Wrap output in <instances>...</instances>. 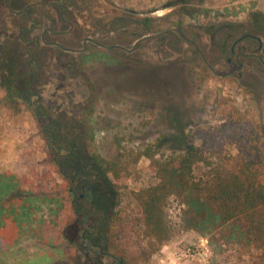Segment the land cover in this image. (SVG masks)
<instances>
[{
  "label": "rangeland",
  "instance_id": "rangeland-1",
  "mask_svg": "<svg viewBox=\"0 0 264 264\" xmlns=\"http://www.w3.org/2000/svg\"><path fill=\"white\" fill-rule=\"evenodd\" d=\"M18 1L37 5L23 19L10 16L0 0L1 173L34 167L55 192L63 179L52 159L62 150L57 164L96 187L89 197L94 207L132 218L137 208L128 204L129 193L155 185L152 160L181 153L191 131L208 130L231 154L264 138V0ZM25 20L38 24L31 34L20 32L30 27ZM246 34L260 47L252 39L237 44L242 67L230 76L237 68L226 63L230 48ZM32 37L37 43L30 53L38 59L29 67L25 50ZM182 210L168 193L169 233L146 264H161L204 240L206 261L186 264L212 263L207 238L182 227ZM25 234L0 253V264H98L81 243L78 224L64 229L59 247ZM254 261L232 249L215 264Z\"/></svg>",
  "mask_w": 264,
  "mask_h": 264
},
{
  "label": "trees",
  "instance_id": "trees-1",
  "mask_svg": "<svg viewBox=\"0 0 264 264\" xmlns=\"http://www.w3.org/2000/svg\"><path fill=\"white\" fill-rule=\"evenodd\" d=\"M248 143L231 154L222 150L221 142L208 130L191 131L180 142L181 153L152 160L158 182L129 193L128 204L137 208V213L132 209V218L131 213L118 217L110 208L89 207L74 197L71 178L64 177L53 157L63 179L55 192L43 183V177L38 178L34 167L29 172L21 168L0 172V253L28 235L26 232L52 247L60 246L64 229L74 224L81 229L80 238L87 236L80 227L85 216L86 223L95 227L88 230L91 234L83 242L94 262L146 264L168 236L163 209L170 193L183 206L182 227L207 238L211 264L232 249L254 257L255 264H264V138ZM96 160L99 165L104 163L99 157ZM40 205L44 211L36 217Z\"/></svg>",
  "mask_w": 264,
  "mask_h": 264
},
{
  "label": "flooded vegetation",
  "instance_id": "flooded-vegetation-1",
  "mask_svg": "<svg viewBox=\"0 0 264 264\" xmlns=\"http://www.w3.org/2000/svg\"><path fill=\"white\" fill-rule=\"evenodd\" d=\"M2 2H3V6H4L6 12L9 13L10 16H12V17H14V16H20V17H23V19H25L27 17V13L28 12H31V11L33 12V10L35 9V6L37 5V4H35V2H30V3H26L24 5L21 4L20 6H18L19 3H20L18 0H2ZM45 5H49V6H52V7H57L54 3H50V2L47 3V4H45ZM19 7H21V8H19ZM25 21L30 25V27L28 26L26 28L25 27L24 28H21L20 32L22 33L23 31L26 30L27 34H31L34 31V28L38 26V24H37L36 20H33V21L25 20ZM261 27L264 28V22L261 24ZM230 38H231V35H228L227 36V40H229ZM247 39L256 40L258 42V44H259V47H260V41H259V39L257 37H255V36L250 35V34L243 35L242 37H240L237 40H235L233 42V45L230 48V53H229L230 56L233 57V58H228L227 59V62H226L229 67H231L234 63L237 64V68H232L230 70V72L228 73L230 76H234V74L237 71H239V69L242 67L241 64L238 62L237 59H239V57L241 55L244 56L243 53H241V52H239V53H236L235 52V46L237 44L241 43V42H244ZM29 43H30V46L27 47V49L25 50V52H26V56L28 57V59H27V66L30 67L31 65L36 64V61L35 60H37L38 58H37V56L35 54L34 55H31V53H30L31 50H33L36 47V43H37L36 40L32 37V39L30 40ZM244 49H246V48H244ZM262 52H264V49L262 50ZM247 56H249V57H255L253 54H247ZM258 59H260V58H258ZM38 69H40V68H38ZM27 75H29L30 77H34L35 76V74L34 73H31V72H27ZM27 84L30 87L33 84V80H31V78H30V80H28V83ZM27 84L24 85L23 89L27 87L26 86ZM26 91H27V93H30L31 94V91H29V90H26ZM23 96L24 95H21L22 98H23ZM38 97H40V96H38ZM26 101L27 100H22L21 102H23L24 104L26 103V105H27V102ZM35 104L36 103H34V105ZM36 108L37 109L40 108L39 107V104H36ZM46 118L49 119L50 117H46ZM48 121H49L48 122V126H51L52 123H53L52 120H48ZM42 127H43L42 129H44V130L46 129L45 128V125H43ZM45 131H47V130H45ZM48 146H49V149H51V145H48ZM61 151L62 150H59V151H57V152L54 153V158H55V161L56 162H58V159L60 157H62ZM50 152H51V150H50ZM66 155H69V154L66 153ZM58 166L64 172V177H66L68 179L71 178V189H70V191L73 194V196L76 197V198H79V200H83L85 203H87L89 205V207L90 206L92 207V205H94V204H92V201L89 198L91 196V193L90 192H93V189L96 188L92 184V181L90 179H82V180H77L76 181L74 177H72L70 174L67 173V170L69 168L67 170H63L62 165H58ZM86 193L88 194V197H85V194ZM87 218L88 217L82 216L81 223H80V227L81 226L84 227V229L86 230V233L88 235H90L91 233L88 230H91V229H93L95 227L94 226L92 227L91 225H89V224L86 223L89 220ZM88 235L87 236L82 235V237H81L82 238L81 243L85 242V239L88 238ZM92 244H93V246H95L94 245L95 243H92ZM91 248L93 249V247H91Z\"/></svg>",
  "mask_w": 264,
  "mask_h": 264
},
{
  "label": "built area",
  "instance_id": "built-area-1",
  "mask_svg": "<svg viewBox=\"0 0 264 264\" xmlns=\"http://www.w3.org/2000/svg\"><path fill=\"white\" fill-rule=\"evenodd\" d=\"M207 241H201L197 246L186 247L176 253H170L166 258L161 260V264H186L195 261L196 263L206 261Z\"/></svg>",
  "mask_w": 264,
  "mask_h": 264
}]
</instances>
